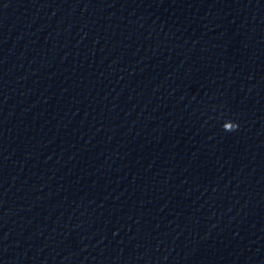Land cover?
<instances>
[{
    "label": "water",
    "instance_id": "1",
    "mask_svg": "<svg viewBox=\"0 0 264 264\" xmlns=\"http://www.w3.org/2000/svg\"><path fill=\"white\" fill-rule=\"evenodd\" d=\"M0 264H264V0H0Z\"/></svg>",
    "mask_w": 264,
    "mask_h": 264
},
{
    "label": "clouds",
    "instance_id": "2",
    "mask_svg": "<svg viewBox=\"0 0 264 264\" xmlns=\"http://www.w3.org/2000/svg\"><path fill=\"white\" fill-rule=\"evenodd\" d=\"M230 122H231V121H230ZM222 127H223V125H222ZM223 129H224L225 131H234V130L237 129V124L234 123V122H231V127H230V128L225 129V128L223 127Z\"/></svg>",
    "mask_w": 264,
    "mask_h": 264
}]
</instances>
